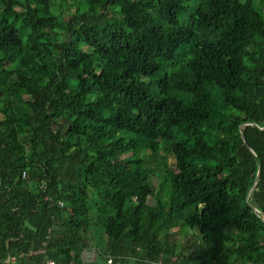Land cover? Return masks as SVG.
<instances>
[{"label":"trees","instance_id":"obj_1","mask_svg":"<svg viewBox=\"0 0 264 264\" xmlns=\"http://www.w3.org/2000/svg\"><path fill=\"white\" fill-rule=\"evenodd\" d=\"M92 248L264 264V0H0V264Z\"/></svg>","mask_w":264,"mask_h":264},{"label":"rangeland","instance_id":"obj_2","mask_svg":"<svg viewBox=\"0 0 264 264\" xmlns=\"http://www.w3.org/2000/svg\"><path fill=\"white\" fill-rule=\"evenodd\" d=\"M56 14H58L59 13V11L57 10V9H55V11H54ZM169 162H170V164H172L173 163V157H169ZM153 181L154 182H156V179L154 178L153 179ZM176 230H177V228H175V229H173V231L174 232H176ZM95 240L93 241V243L96 245V244H99V239L102 237V233H101V231L99 230V229H96L95 230ZM189 236L191 237V232L189 233ZM188 236H186V237H183V238H180V237H178L177 236V239L178 240H181V241H183L182 243H184V244H186L187 245V243L185 242L186 240L188 241ZM189 242H190V244H196L197 242H195V241H193V239L191 238V239H189ZM198 243H201V240L198 242ZM178 244H181L180 242H178ZM123 264H138V263H136V262H134V261H130V262H127V263H123ZM151 264H159V263H151Z\"/></svg>","mask_w":264,"mask_h":264},{"label":"crops","instance_id":"obj_3","mask_svg":"<svg viewBox=\"0 0 264 264\" xmlns=\"http://www.w3.org/2000/svg\"><path fill=\"white\" fill-rule=\"evenodd\" d=\"M84 264H105L101 261L96 248L86 250L83 253ZM123 264V263H122Z\"/></svg>","mask_w":264,"mask_h":264},{"label":"built area","instance_id":"obj_4","mask_svg":"<svg viewBox=\"0 0 264 264\" xmlns=\"http://www.w3.org/2000/svg\"><path fill=\"white\" fill-rule=\"evenodd\" d=\"M59 203L62 206L64 205V203L62 201H60ZM106 262H107V264H122V262H120V263L117 262L116 263L115 262V259L113 257H108L107 260H106ZM47 264H56V263L54 261H51L50 260V261L47 262Z\"/></svg>","mask_w":264,"mask_h":264},{"label":"water","instance_id":"obj_5","mask_svg":"<svg viewBox=\"0 0 264 264\" xmlns=\"http://www.w3.org/2000/svg\"><path fill=\"white\" fill-rule=\"evenodd\" d=\"M247 145H248V144H247ZM260 179H261V170H259V172H258V175H257L256 182H255L254 187H255L256 184L260 181ZM255 210H256V209H255Z\"/></svg>","mask_w":264,"mask_h":264}]
</instances>
